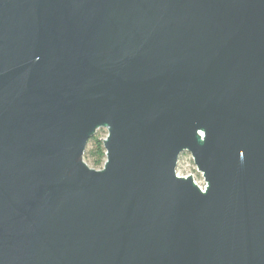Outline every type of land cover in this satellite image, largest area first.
Returning a JSON list of instances; mask_svg holds the SVG:
<instances>
[{
  "label": "water",
  "instance_id": "water-1",
  "mask_svg": "<svg viewBox=\"0 0 264 264\" xmlns=\"http://www.w3.org/2000/svg\"><path fill=\"white\" fill-rule=\"evenodd\" d=\"M0 264H264V0H0Z\"/></svg>",
  "mask_w": 264,
  "mask_h": 264
},
{
  "label": "rangeland",
  "instance_id": "rangeland-1",
  "mask_svg": "<svg viewBox=\"0 0 264 264\" xmlns=\"http://www.w3.org/2000/svg\"><path fill=\"white\" fill-rule=\"evenodd\" d=\"M107 134V130L105 128H99L96 130L95 135L99 136L100 138H105ZM90 145V142L87 143L86 147H88ZM84 162L90 167V168H94L89 161H86L84 159ZM94 169H99V168H94ZM176 173L179 176L182 177H186V176H190L192 177L194 183L200 188V189H204L205 187V181L203 178V175L201 174V172H199L195 166V164L193 163L192 157L190 155L189 152L184 151L179 159H178V163L176 166Z\"/></svg>",
  "mask_w": 264,
  "mask_h": 264
},
{
  "label": "trees",
  "instance_id": "trees-1",
  "mask_svg": "<svg viewBox=\"0 0 264 264\" xmlns=\"http://www.w3.org/2000/svg\"><path fill=\"white\" fill-rule=\"evenodd\" d=\"M88 142H90V145L85 147L83 157L94 168L100 169L105 161V150L103 148L102 138L94 133Z\"/></svg>",
  "mask_w": 264,
  "mask_h": 264
},
{
  "label": "built area",
  "instance_id": "built-area-1",
  "mask_svg": "<svg viewBox=\"0 0 264 264\" xmlns=\"http://www.w3.org/2000/svg\"><path fill=\"white\" fill-rule=\"evenodd\" d=\"M205 188V187H204ZM201 190H204V189H201Z\"/></svg>",
  "mask_w": 264,
  "mask_h": 264
}]
</instances>
